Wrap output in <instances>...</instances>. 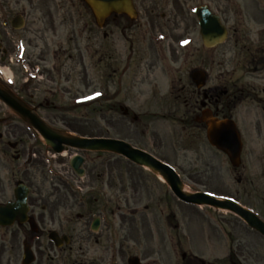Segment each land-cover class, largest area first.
<instances>
[{"label":"flooded vegetation","instance_id":"flooded-vegetation-1","mask_svg":"<svg viewBox=\"0 0 264 264\" xmlns=\"http://www.w3.org/2000/svg\"><path fill=\"white\" fill-rule=\"evenodd\" d=\"M25 1L26 6H22L23 0H0V69L14 70L17 78L27 76L25 82L14 81L12 85L4 84L0 76V88L10 98L37 115L42 112L56 113L53 102L44 95L49 93V96L54 97L57 92L64 91L67 96H71L69 84L72 83L70 80L73 74V99L78 97L80 90L77 87L81 78L84 50L90 52L91 60L95 63L102 64V58H105V82L111 103L110 111L128 120L126 124H129L130 129L132 126H147L146 119L156 115L147 109L141 112L140 106L134 107L131 104L153 100V103L159 102L158 112L161 118L168 117L183 129L202 128L206 135L210 120L227 121L226 128L234 129L239 135L241 156L245 146L249 144V154L246 155L248 163L252 166H264V0H200L201 5L215 15L223 27L224 39L213 47L202 44L205 54V84L201 90L193 87L190 97L189 71H186L187 74L181 73L179 77L176 74L182 72L181 67L185 69L189 66V35L193 32V26L197 28L191 5L193 0H132L136 13L134 20L122 15H111L105 22V31L94 24L95 29L87 32L86 36L80 28L74 26L69 31V36H62L56 31L59 27L54 26L51 15L46 14L41 19L34 18L39 0L35 1L37 5L33 0ZM45 5L47 8V4H42L43 7ZM28 19L31 22L28 23ZM61 20L65 22L64 18ZM98 34L101 35V49L97 47ZM179 36L187 40V50L180 51L183 55L181 67L177 66L180 54L172 44ZM14 39L15 43L20 42V46L13 44ZM144 42H148L149 46L142 45ZM21 53L23 57L18 60L17 55ZM97 54L101 55L98 59ZM215 55H219L216 66L218 69L211 75L210 62L216 58ZM23 67H27L29 73L26 74ZM158 69L166 78V90L162 93V80L156 77ZM115 79L117 84L111 88ZM38 87H47V90L43 91ZM41 95L43 97L40 98ZM192 97L195 99L190 103ZM180 108L185 111L184 116L178 115ZM201 112H205V119L199 122ZM5 120V117L0 118V125L5 124ZM3 128L0 146H3L4 139L6 147L11 143L9 138L18 139V142H14V148L6 151L11 153L15 162L21 159L24 161L20 165L24 167L26 174L33 169V160L29 157L34 155L36 147L50 152L49 148L40 146L37 141L40 138L32 128L17 127L15 131L10 127ZM133 131L137 132V129ZM22 134L27 135L29 143L22 138ZM41 167L40 170L33 169L35 173L32 174V179H27L25 184L28 189V214L36 226L30 228L24 223L16 224L11 238L1 239L0 258L8 252L11 255H8L6 264H22L20 250L23 243L30 247L35 256L32 264H61L67 249H70L61 239L67 235L64 227L59 224L57 229H48L44 222L46 209L50 212L56 207L64 209L63 190L67 178L65 165L58 160H46ZM83 169L85 173L89 172L86 165ZM48 180L52 190L45 193L44 184ZM76 183L77 188L82 189L81 182ZM4 192V184L0 180V198H4ZM8 201L6 198L0 199V205ZM37 207H40V211L35 212ZM83 218L84 216H79V220ZM17 232L21 239H17ZM51 233L56 241L54 244L49 240ZM73 241L77 253L84 255L87 251L80 230L75 232ZM234 242L238 243L236 246L242 243L239 238ZM193 261L197 264H251L237 250L223 256L216 263L201 262L191 257L189 264ZM79 264L89 263L80 260Z\"/></svg>","mask_w":264,"mask_h":264},{"label":"rangeland","instance_id":"rangeland-1","mask_svg":"<svg viewBox=\"0 0 264 264\" xmlns=\"http://www.w3.org/2000/svg\"><path fill=\"white\" fill-rule=\"evenodd\" d=\"M35 1L33 0V3L37 5ZM42 4H47L50 11L47 12L46 5L43 7ZM199 4H202L200 0H193L191 5L195 7ZM22 6H26L25 0ZM36 8L34 18L41 19L45 18L46 14L51 15L54 26L59 27L56 31L62 36H69L73 26L80 28L84 36L95 29L91 12L83 0H39ZM62 18L65 22L61 20ZM29 22L31 21L28 19ZM35 26L42 27L36 24ZM100 37L101 35L98 34L97 47L101 49ZM66 40L65 38V42ZM15 41L14 39V45ZM189 41H191L189 66L185 69L181 67L183 55L180 51L181 46L186 45V38L179 36L172 43L173 48L178 49L180 54L177 66L182 70L176 74V77H179L181 73L187 74L186 71L190 73L194 68L206 69L203 65L205 54L195 26L189 35ZM142 45L149 46V43L144 42ZM184 50L187 48L185 47ZM215 56L216 58L210 62L211 75H214L218 69L216 66L219 55ZM100 57L101 55L97 54V59ZM64 59L66 57L62 61ZM160 62L163 65V62ZM81 63V78L78 80L77 87L80 90L77 96H80L81 103L75 106L71 101L74 94L67 96L64 91L57 92L54 97L45 94V98L53 102L56 107V113L38 114L47 128H51L64 137L104 136L124 140L173 167L179 173L187 194L204 192L218 198L236 200L264 220V166H252L248 163L246 155L249 154V144L245 146L241 166L234 169L228 161H225L226 158L222 154L210 148L202 128L183 129L178 123L167 119L168 117L161 118L158 112L159 102L153 103V100L136 101L135 104H131L134 107L140 106L141 112L147 109L156 115L146 119L147 126H132L130 129L129 124H126L128 120L110 111L109 98L105 89V80L107 81L105 58H102V64L95 63L91 60L90 52L83 50ZM159 69L156 71V77L162 80V93L166 90V78ZM71 72H73L72 68ZM71 76L72 83L69 85L71 92H74L73 74ZM116 79L112 81L111 88L112 85L116 86ZM6 81L9 82L8 79ZM190 84L192 83L189 78V97L193 92V86ZM38 88L45 91L47 87ZM101 89L104 90L101 91ZM95 90H100L103 97L89 101L87 98ZM194 99L195 97H192L190 103ZM57 107H62L64 110L59 111ZM188 110H191V106ZM178 115L184 116L185 111L180 108ZM3 117L6 120L5 124L0 125V133L4 132L3 127H10L14 131L17 127L30 128L7 106L0 103V118ZM135 128L137 132L133 131ZM21 136L27 143L30 142L26 134ZM8 140L18 142L15 138ZM5 141L6 139L2 142L3 146H0L2 153L0 154V180L5 188L4 198L9 199L12 197V189L15 185L21 181L26 184L27 179H32V174L35 173L33 169L40 170L48 154L36 147L34 155L29 157L33 160L31 162L33 169L26 174L24 167L20 165L24 161L22 159L18 162L14 161L11 153L6 151L10 148L4 145ZM74 153L84 157L85 165L89 169V172L85 173L81 179L73 177L69 168L68 161ZM57 160L65 165L67 176L63 190L64 209L56 207L52 212L46 209L44 222L48 229H57L61 224L71 238L70 249H67L61 264H78L80 260L89 264H126L130 256L139 257L143 264H189L191 257H196L203 262L216 263L229 252H236V250L245 256L247 262L251 261V264L264 263L263 238L250 230L239 218L224 210L179 202L170 195L167 186L150 171L129 163L117 154L66 148L63 156H58ZM76 181L81 182L82 189L77 188ZM48 183L44 184L45 193L52 190L50 181ZM37 211H40V207L35 209V212ZM78 214L83 215L84 218L78 220ZM96 219H99L100 226L94 233L90 228ZM13 227L0 230V239H10L11 232H15ZM77 230L81 231L83 244L85 243L84 248L87 252L84 255L77 253V247L73 241ZM17 234V239H20V234L18 232ZM236 238L242 242L239 246H236L238 243L234 242ZM95 240H98L97 243L94 242ZM183 254L184 260L181 257ZM8 255H10L9 252L0 258V264H6ZM49 259L51 260L50 257ZM45 264L49 263L45 262ZM191 264L197 263L193 261Z\"/></svg>","mask_w":264,"mask_h":264},{"label":"water","instance_id":"water-1","mask_svg":"<svg viewBox=\"0 0 264 264\" xmlns=\"http://www.w3.org/2000/svg\"><path fill=\"white\" fill-rule=\"evenodd\" d=\"M84 2L89 7V10H91V12L93 13L98 25H102L105 17L110 13H123L130 15V0H84ZM205 14H208V12L204 10L197 11V15L201 25V36L205 43V38H208L210 45H214L215 43L219 42V35L217 36L216 33H213L214 27H211L209 31L204 30L203 16H207ZM209 23L213 25L216 24V21L210 20ZM192 77L193 79L197 80V87H201L203 83V75L200 73H194ZM0 98L11 107H13L16 111H18L23 117H26L30 124L51 145L52 149L55 152H60L63 149V145L90 151L105 150L113 151L114 153L116 152L138 165H144L157 171V173L163 176L167 184H169L168 186L172 192V195H174L178 200L186 204H203L228 210L239 216L245 221V223H247L250 227L257 229L259 233L264 236V224L255 215L251 214L249 211L238 206L237 204L227 200L221 201L202 193L192 195L184 194L181 190V181L179 177L174 173V171L169 166L150 156L149 154H146L145 152L137 149H133L129 145L117 140L83 138L70 139L60 137L55 133H50V131L40 123V120L31 115L29 111L27 112L26 110L20 108V106H17V104H15L13 100L6 97V95L1 91ZM225 127L226 126L223 125V122L217 124L211 123L208 129V139L212 146H215L217 149H220L229 156L232 165L237 166L239 163L240 154L239 139L235 132H233L232 134L221 132V130ZM82 162L83 160L79 156L73 157L70 162L72 168H74L75 172L79 176L83 174V171L79 169ZM26 196V191H15L16 202L9 205L8 207L0 209V224H13V221L15 220H17L18 222L26 221ZM137 260L138 259L132 258L129 260V264H138Z\"/></svg>","mask_w":264,"mask_h":264},{"label":"bare ground","instance_id":"bare-ground-1","mask_svg":"<svg viewBox=\"0 0 264 264\" xmlns=\"http://www.w3.org/2000/svg\"><path fill=\"white\" fill-rule=\"evenodd\" d=\"M149 171H151L160 181L164 182V178L159 174L157 173L155 170L153 169H148ZM182 189V188H181ZM183 192H186V190L183 188L182 189Z\"/></svg>","mask_w":264,"mask_h":264}]
</instances>
